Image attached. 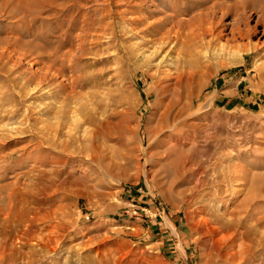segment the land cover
<instances>
[{"label": "rangeland", "instance_id": "obj_1", "mask_svg": "<svg viewBox=\"0 0 264 264\" xmlns=\"http://www.w3.org/2000/svg\"><path fill=\"white\" fill-rule=\"evenodd\" d=\"M136 1L0 0V264H231L247 245L264 264V49L231 51L161 122L174 89L149 94L137 18L226 0ZM67 103L99 131L65 148L43 132Z\"/></svg>", "mask_w": 264, "mask_h": 264}, {"label": "bare ground", "instance_id": "obj_2", "mask_svg": "<svg viewBox=\"0 0 264 264\" xmlns=\"http://www.w3.org/2000/svg\"><path fill=\"white\" fill-rule=\"evenodd\" d=\"M233 1V3H229L227 0L215 2L212 5L210 4V6L208 5L207 8L204 6V9L203 7L202 10L198 9L199 11L197 10L198 12L195 11V13L190 14V17L184 16L182 18L179 16L188 14L190 11L188 3L185 1L183 2V7H178L176 3L170 1L172 4L171 13H168L167 10H158L160 16L152 22L149 20V23H147L149 19L147 14L146 17L141 16L137 18L138 23L143 25L136 27L134 35L140 36L142 41L133 43L132 53L138 62H142L143 74L146 75L148 80L151 79L152 81V88H150L149 94H151L154 88L159 91L163 90L164 92L174 89L172 97L170 96V101L164 104V106L162 105L161 122L169 115V110L173 109L170 108L172 106L171 100L173 98L181 100L185 96L183 89L186 88L189 91L186 97L191 100V103L193 102L195 85H204L215 65L219 63L218 61L222 62L228 57L229 53H238V55L244 57V53L247 51L264 49V0ZM136 4L143 7L145 1L138 0ZM248 4L262 6L257 18L253 17L255 24L245 22L246 20L243 18L246 14H238L234 20L229 19L228 13L231 9H238ZM248 17L250 18L251 15ZM261 25L262 28H260ZM155 31H158L159 36L153 35L152 37H148V34L152 35L151 32ZM252 36H256L257 40L251 39ZM233 46L237 48L233 49ZM43 75L46 76L47 72L43 73ZM172 79V82L169 81ZM181 87L182 89H179ZM66 107L68 108L62 109V114L56 127L51 130L44 129V132L42 131L44 136L50 139L51 144L59 140L60 145H63L65 148H67L70 140H77L78 137L83 136H90L91 138L93 134L99 131L97 118H84L83 114V116L80 115L81 108L74 107V105L71 106V103H67ZM184 107L183 105L176 110V113L173 112V125L175 124V117L183 111ZM88 124L89 126H87ZM90 126H95V129H90ZM238 170L236 169L235 172L241 175ZM207 227L212 236H215L217 229L213 225L210 227L209 224ZM225 238H232V233L221 235L216 240H224ZM262 238L263 240L261 239L260 245L264 246V237ZM231 249L232 251L225 253L231 264H248L251 257L249 252L255 250L248 245L244 253L234 250L232 247Z\"/></svg>", "mask_w": 264, "mask_h": 264}]
</instances>
